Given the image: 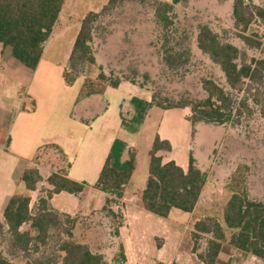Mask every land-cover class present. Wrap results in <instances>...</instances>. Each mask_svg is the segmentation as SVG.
<instances>
[{
    "label": "trees",
    "instance_id": "1",
    "mask_svg": "<svg viewBox=\"0 0 264 264\" xmlns=\"http://www.w3.org/2000/svg\"><path fill=\"white\" fill-rule=\"evenodd\" d=\"M150 1L156 20L164 31L163 60L169 68H177L189 60V53L187 52L186 60L181 61L182 53L171 47L172 39L168 30L175 25L176 6L188 0ZM65 2L66 0H0V44L4 48H10L13 58L25 68L35 70ZM122 2L123 0H109L100 12H89L82 19L68 66L63 74L68 86L73 85L82 76L83 69L97 66L94 47L95 24ZM233 18L235 25L245 32L255 19L264 21V6H248L244 0H235ZM241 38L249 46L261 49L264 54V45L261 41L246 36ZM197 47L220 67L230 91L212 79H204L202 82V88L206 93L204 99L184 100L178 104L164 106L155 96H152L150 103L133 98L131 104L135 114L131 121L123 118V126L127 130L137 132L144 122L147 111L153 105L164 109L189 107L192 112L190 122L193 131L198 123L219 126L240 124L243 110L249 111L250 114L254 111L249 105L250 102L259 107L264 115V57L248 60L246 53L231 43L223 42L208 25L200 26ZM99 70L97 78H86L85 95H102L108 87L117 88L121 84L120 79L110 78L102 66H99ZM246 82L251 84L248 89H245ZM241 92L246 96L238 98L234 94ZM171 152V143L157 135L150 153L149 178L141 195L142 207L161 218H168L173 209L192 213L208 179V173L198 166L192 154L187 170L174 161L164 163L162 154ZM125 155L128 156L127 159ZM135 167L136 151L122 140L116 139L96 183L99 190L111 196L98 213L102 220L106 222L108 218L109 222L106 223H111L110 218L122 219L115 236H119L123 215L121 211H115L114 206L117 200L123 197ZM22 181L30 192L37 189L43 178L36 167H30L25 170ZM47 183L51 189L43 190V195L34 208L35 211L30 209V195H15L10 198L4 212L5 220L0 221V237L9 235L13 248L22 253H29L32 250L38 252L41 246L48 244L51 232L57 230L66 238H60L58 248L60 255L36 264H109L102 254L91 251L87 244L74 239L75 229L81 223L79 217L62 215L54 211L50 205L54 194L68 192L80 195L87 184L69 179L64 171L53 173L47 179ZM223 217L225 226L211 218L195 223L193 234L195 239L203 235L210 236L206 252L198 255L200 261L203 264H226L220 257L226 243L264 261V203L250 199L246 190L235 192L226 203ZM27 224L30 229L23 231V226ZM226 230L231 232L229 238ZM121 258L125 263L123 246ZM0 264L18 263L5 258L0 249Z\"/></svg>",
    "mask_w": 264,
    "mask_h": 264
},
{
    "label": "crops",
    "instance_id": "2",
    "mask_svg": "<svg viewBox=\"0 0 264 264\" xmlns=\"http://www.w3.org/2000/svg\"><path fill=\"white\" fill-rule=\"evenodd\" d=\"M67 2L68 0L44 45L43 55L35 70L22 69L13 58L11 49L0 44V221L4 222L7 204L15 195H30V209L33 210L42 197L43 190L51 189L47 179L59 171L66 172L69 179L86 183L87 186L80 195L68 192L54 194L50 201L51 208L70 217H92L100 213L111 196L99 190L96 183L113 142L119 139L136 151L135 171L125 187L123 197L114 206V210L121 211L123 215V225L119 227L116 239L121 240L125 264H169L172 253L178 257L177 253L180 252L173 247L172 239L176 226L174 220L183 219V215L177 212L182 211L173 209L168 218H161L142 207L141 195L149 178L150 153L155 137L159 135L172 145L171 153L162 154L164 163L174 161L187 170L192 154L202 169L195 154L198 138L196 133L205 123H198L193 131L189 107L164 109L153 105L147 111L139 130L133 133L123 126V118L126 121L133 118V98L152 102L149 92L123 81L117 88L108 87L102 95L87 96L84 86L86 77H80L73 85L68 86L63 74L81 22L69 39L70 47L64 57L65 64H57L52 59L54 53L47 60V50L52 42L60 38L65 33L64 29L72 23L71 15L62 19ZM90 12L98 10L92 9ZM100 53L95 49L97 66L92 68L102 66L106 72L109 65L100 58ZM55 74L62 80V85L57 89L51 86V81H56ZM96 77L89 76L93 79ZM48 145L59 148L63 159L45 153L43 150ZM15 149H22L27 153L16 154ZM127 158L125 155V159ZM30 167L39 170L43 181L35 191L29 192L22 176ZM207 183L208 179L195 210L184 216L195 214L198 210ZM209 205L211 203L208 202L207 206ZM105 221L109 222V219L106 218ZM198 221L200 219L196 220ZM225 247L232 257H238L233 264H264L263 260L228 246L227 243ZM223 255L224 252L220 257ZM179 258L182 259V255ZM185 263L187 264V260ZM199 264L203 263L200 261Z\"/></svg>",
    "mask_w": 264,
    "mask_h": 264
},
{
    "label": "rangeland",
    "instance_id": "3",
    "mask_svg": "<svg viewBox=\"0 0 264 264\" xmlns=\"http://www.w3.org/2000/svg\"><path fill=\"white\" fill-rule=\"evenodd\" d=\"M108 1L68 0L62 19L71 15L72 23L64 29L65 33L60 38L52 42L47 50V60L54 53L52 59L57 64H65L64 57L70 47L69 39L76 31L75 27L78 28L82 16L92 9L100 12ZM234 2L235 0H188L176 6L175 25L168 30L172 39L171 47L182 53L181 61L186 60L189 53V60L174 69L169 68L163 60L164 31L156 20L150 0H123L102 16L95 24L94 47L101 52L100 58L107 61L109 70L106 73L110 78L134 83L155 96L164 106L184 100L204 99V79H212L230 91L220 67L197 47V35L200 26L208 25L223 42L231 43L246 53L248 60L263 58L261 49L249 46L241 36L261 41L264 45V21L255 19L247 31H242L235 25L233 18ZM244 3L248 6H264V0H244ZM16 63L29 71L18 61ZM99 73L98 67L87 68L82 70L81 77H94ZM54 76L56 81H51V86L57 89L62 85V80L57 74ZM245 85V89H248L251 84L246 82ZM234 94L238 98L246 96L242 92ZM249 105L253 107V113L243 110L241 123L238 125L202 124L199 127L195 154L201 162L202 170L208 173V183L195 214L184 216L185 213L177 211L183 215V219L174 220L176 226L172 245L180 252L177 253L178 257L172 253L169 264H186V260L187 264L200 263L198 255L206 252L210 236L203 235L195 239L193 234L196 220L211 218L225 226L224 209L233 193L246 190L250 199L264 203V115L259 107L251 102ZM43 151L63 159L62 151L54 145L46 146ZM15 153L27 152L15 149ZM208 202L211 205L207 206ZM78 217L81 223L75 229L74 239L87 244L91 251L102 254L109 264H125L121 258V240H117L115 236L122 219L110 218L111 223H106L100 214ZM62 221L65 222L64 219ZM29 229V224L22 228L23 231ZM226 232L231 233L228 230ZM60 238L66 239L62 232L53 230L48 244L41 246L38 252L32 250L22 253L13 248L11 238L6 234L0 237V249L4 257L12 262L36 264L60 255ZM179 255H182V259ZM237 258L232 257L228 248H224L222 260L226 264H233Z\"/></svg>",
    "mask_w": 264,
    "mask_h": 264
}]
</instances>
